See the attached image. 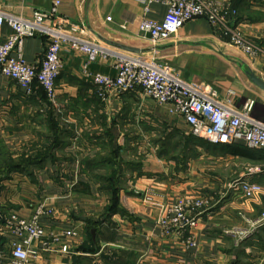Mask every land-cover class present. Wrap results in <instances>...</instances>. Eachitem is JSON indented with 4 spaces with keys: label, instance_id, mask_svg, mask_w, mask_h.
I'll return each instance as SVG.
<instances>
[{
    "label": "crops",
    "instance_id": "obj_1",
    "mask_svg": "<svg viewBox=\"0 0 264 264\" xmlns=\"http://www.w3.org/2000/svg\"><path fill=\"white\" fill-rule=\"evenodd\" d=\"M55 1L0 0V10L29 19ZM60 1L59 15L81 24L92 41L166 62L181 78L211 87L221 99L235 96L237 110L253 102L251 116L264 123V0H216L237 10L236 25L260 48L257 56L229 43L204 17L188 21L169 40H153L140 24L145 18L165 19L167 8L160 3L146 11L141 0ZM11 33L4 24L0 42ZM47 45L46 36L27 37L24 60L41 65ZM60 59L56 103L37 82L27 94L0 75V215L31 220L45 205L53 210L41 218L48 234L78 233L64 241L70 253L39 249L27 264H264V225L243 240L237 235L264 210V150L242 140L222 144L199 138L169 104L142 90L105 93L93 77L116 75L110 59L88 64L87 55L68 42L62 43ZM191 136L202 143L194 145ZM146 138L152 140L147 146ZM173 138L175 144L167 141ZM240 178L261 190L245 197L231 189ZM114 187L119 201L112 211ZM199 198L210 205L195 227L164 231L159 221L170 207ZM21 240L0 230L5 256L0 264L12 260L13 244ZM32 245L39 248L37 241Z\"/></svg>",
    "mask_w": 264,
    "mask_h": 264
},
{
    "label": "built area",
    "instance_id": "obj_2",
    "mask_svg": "<svg viewBox=\"0 0 264 264\" xmlns=\"http://www.w3.org/2000/svg\"><path fill=\"white\" fill-rule=\"evenodd\" d=\"M141 1L145 4L146 11H149L148 7L152 3H160L167 8L162 22L148 18L141 21V30L153 40H169L188 21L204 17L229 43L245 54L257 56L260 53V48L236 25L237 10L228 3L216 0ZM60 4L61 1L56 0L49 11H35L29 19L0 10V29L4 24L12 29L7 39L0 42V75L15 80L27 94L34 92V83L37 82L47 99L56 103L57 79L62 70L60 50L62 43L68 42L74 49L87 55L88 64L99 59L113 61L116 72L114 77L103 74H95L93 77L94 83L105 93L120 95L142 90L158 103L169 104L172 113L178 114L189 126L191 133L199 138L222 144L242 140L250 148L264 150V123L251 116L253 102L246 104L242 110H237L235 96L221 99L211 87L181 78L166 62L117 52L92 41L84 35L81 24L59 15ZM37 33L48 39L45 59L41 65L26 62L21 52L24 40ZM230 188L245 197H252L261 190L259 184L243 178L231 182ZM209 205L208 198L179 201L169 208L168 214L159 223L167 233L182 228L183 231L189 230L197 225L198 217ZM52 213V209L41 205L31 220H25L16 214L8 217L0 215L3 221L0 230H10L22 239L14 242L13 258L6 264H27L30 259L37 257L39 249L70 253V247L64 241L78 233L74 229H64L48 234L41 218ZM248 223L249 228L237 234L242 240L264 225V210L257 219H249ZM33 241L38 242L39 248L32 245ZM4 258V251L0 246V259Z\"/></svg>",
    "mask_w": 264,
    "mask_h": 264
},
{
    "label": "trees",
    "instance_id": "obj_3",
    "mask_svg": "<svg viewBox=\"0 0 264 264\" xmlns=\"http://www.w3.org/2000/svg\"><path fill=\"white\" fill-rule=\"evenodd\" d=\"M190 139L192 140V142L194 143V145H197L198 143H202L196 137L191 136ZM240 149L247 150L244 147H241ZM118 198L119 197H118L117 192H116L115 187H114L113 188V194L111 195V204H110V207H109L110 210L115 211L117 209V207H118V201H119Z\"/></svg>",
    "mask_w": 264,
    "mask_h": 264
},
{
    "label": "rangeland",
    "instance_id": "obj_4",
    "mask_svg": "<svg viewBox=\"0 0 264 264\" xmlns=\"http://www.w3.org/2000/svg\"><path fill=\"white\" fill-rule=\"evenodd\" d=\"M166 137V136H165ZM157 139V138H156ZM126 140H127V143H126V145H129L130 144V142H131V139H129V138H126ZM177 141L178 139H175V138H173V140L172 139H167V141L169 142V143H171V144H175V142L174 141ZM152 140H151V138H146L145 139V146H147L148 145V143H150ZM125 142V141H124ZM169 143L168 144H166V145H169ZM171 149H172V147L169 149V151H167L166 152V154L164 155V157L166 158V157H169V155H170V152H171ZM130 151H132V148H131V145H130V147H129V153H130ZM129 153H127L125 156H129ZM123 181V183L125 182V181H127V180H122ZM122 185V182H120L119 183V186H121ZM178 230V229H177ZM184 230V228H182L181 229V231H183ZM174 231H176V230H174ZM180 231V230H179Z\"/></svg>",
    "mask_w": 264,
    "mask_h": 264
}]
</instances>
